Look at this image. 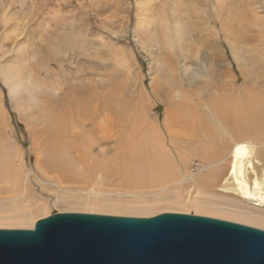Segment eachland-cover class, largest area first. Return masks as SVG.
Segmentation results:
<instances>
[{
    "label": "rangeland",
    "instance_id": "obj_1",
    "mask_svg": "<svg viewBox=\"0 0 264 264\" xmlns=\"http://www.w3.org/2000/svg\"><path fill=\"white\" fill-rule=\"evenodd\" d=\"M215 3L0 0V169H5L0 170V203L31 194L44 201L57 191L122 199L185 196L191 179L219 161H201L204 142L191 140L197 132L192 111L204 109L209 93L233 99L253 90L264 99V0ZM179 24L182 39L173 35ZM26 65L39 67L47 85L20 107L8 82ZM184 67L194 81L182 80ZM180 101L188 108L174 109ZM165 117L173 120L175 135ZM150 124L166 144L140 152L137 160L141 149L136 152L134 145ZM60 141L69 162L65 167L48 159L52 144ZM159 154L166 158L162 165ZM258 158L264 162V145L258 147ZM138 167L145 172L137 174ZM19 184L24 191L16 189ZM217 187L212 190L220 193ZM45 210L35 220L53 211L196 214L164 204L138 214L74 205L49 204Z\"/></svg>",
    "mask_w": 264,
    "mask_h": 264
},
{
    "label": "bare ground",
    "instance_id": "obj_2",
    "mask_svg": "<svg viewBox=\"0 0 264 264\" xmlns=\"http://www.w3.org/2000/svg\"><path fill=\"white\" fill-rule=\"evenodd\" d=\"M214 1H216L215 4L220 2V0ZM180 27V24L177 27L175 26L177 29L173 32L177 39H182L184 34ZM32 66L26 65V67L19 68L16 71L18 75V78L15 79L16 81L11 79L13 78L12 76L9 77V81L11 80V82H8L9 92L20 107H24L28 102H31L36 92L46 89L47 84L40 78L39 67L34 69ZM22 68L24 69L23 71ZM182 70L183 81L185 80L189 83L193 80L191 75H187L188 72L185 67ZM51 87L53 88V85ZM180 91L175 90L179 95ZM192 95L195 96L194 93ZM187 97L185 96L186 100ZM206 99L207 104H202L205 110L200 109L201 111L196 113L192 111L195 121L194 127L197 132L193 133L191 140L193 144L196 139L204 142V147L199 150L202 162L209 164L210 161H219L216 163L210 162L211 167L205 174L191 179L193 187L185 191L187 192L185 196L176 194L156 196L155 194L151 198L141 195L122 199L118 197L99 198L96 195H88L89 192L76 194L71 191H57L50 193L52 195H50L51 198L44 196V202L39 200H42L39 195L31 194L29 198L22 196L21 199L12 198L6 203H0V227H8L18 223H30L33 228L36 222L35 215L39 212L42 213L41 210H45L49 204L50 207H55L56 205L86 206L95 207L100 212L126 211L130 214H138L141 210L155 208L164 204V206L173 210H181L182 207H187L188 210L190 209L196 214L208 215L263 229L264 162L261 163L258 158V147L264 145V99L258 92L253 90H248L243 96L237 94L233 99L209 93ZM180 103L181 101L174 105V109L185 110V108H188L183 103ZM164 123L171 134L175 135L174 133L176 132L172 126L173 120L165 117ZM146 129L147 134L142 136L134 145L136 152L141 149L137 152V160H140V152L148 153L157 145L164 147L166 144L162 142L161 136L159 138L157 135L158 132L156 133V131L158 129L155 124L148 125ZM151 130L153 132H150ZM158 134L160 135V133ZM60 146L61 141L60 143L54 142L52 144V151L48 159L61 164L58 165L60 167H65L69 162L63 157ZM157 161L162 165L165 163L166 158L159 154ZM257 166L262 172L261 176L258 173ZM3 169L4 166L0 170L3 171ZM143 172L145 170L142 171L139 167L137 168V174ZM249 173L252 175L250 176ZM20 187L21 184L17 185L16 189ZM215 187L217 188L214 190L220 191V193H215L212 190ZM40 189L44 190L41 185ZM22 191L24 190H20V192ZM45 211L47 214V210Z\"/></svg>",
    "mask_w": 264,
    "mask_h": 264
},
{
    "label": "water",
    "instance_id": "obj_3",
    "mask_svg": "<svg viewBox=\"0 0 264 264\" xmlns=\"http://www.w3.org/2000/svg\"><path fill=\"white\" fill-rule=\"evenodd\" d=\"M0 264H264V230L179 212L53 211L0 229Z\"/></svg>",
    "mask_w": 264,
    "mask_h": 264
}]
</instances>
